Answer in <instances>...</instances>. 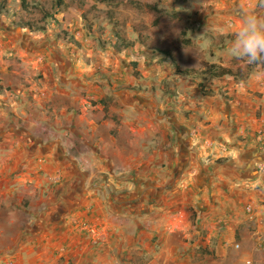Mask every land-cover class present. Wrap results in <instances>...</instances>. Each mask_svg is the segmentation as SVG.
<instances>
[{
    "label": "crops",
    "instance_id": "obj_1",
    "mask_svg": "<svg viewBox=\"0 0 264 264\" xmlns=\"http://www.w3.org/2000/svg\"><path fill=\"white\" fill-rule=\"evenodd\" d=\"M128 3L134 22L151 17L145 24L161 41L160 55L127 36L133 44L113 49L119 59L108 77L90 76L98 66H79L73 44L65 41L64 50L59 40L52 53L67 59V81L44 77L24 87L22 81L41 69L51 74L50 62L42 64L40 54L51 49L40 48L24 27L20 33L0 30V55H6L0 83L20 93L0 92V264H241L231 250L233 242L245 260L264 264V84L250 79L264 68L229 57L234 35L219 31L239 27L247 0ZM253 11L264 15L260 0ZM110 12L116 24V11ZM172 36L174 44L167 41ZM180 38L190 43L181 45ZM162 50L180 69L215 64L239 70L242 77L176 73ZM52 63L59 67L58 60ZM143 116L148 117L146 128L133 121ZM212 145L217 150L209 151ZM73 146L85 153L83 163L73 161ZM135 165L141 168L132 172ZM99 173H107L113 185L125 177L131 185L136 173L144 189L108 195L101 187L85 188L75 194L73 205H41L50 197L48 183L60 175L89 182ZM50 192L55 197L72 193L52 187ZM14 194L29 197L33 210L27 212L39 214L41 225H23L22 208L7 203ZM106 200L117 206L114 215ZM157 244L162 246L158 252L153 251ZM207 245H214L213 253L204 251Z\"/></svg>",
    "mask_w": 264,
    "mask_h": 264
},
{
    "label": "rangeland",
    "instance_id": "obj_2",
    "mask_svg": "<svg viewBox=\"0 0 264 264\" xmlns=\"http://www.w3.org/2000/svg\"><path fill=\"white\" fill-rule=\"evenodd\" d=\"M57 0H26L25 4V10L21 8V0H0V30L2 28L7 29H13L16 30L18 33L22 32V30L25 29V31L29 32V28L24 27V29L19 28L20 26L16 25L17 23L22 22H30L34 26H42L44 27V30H35L32 31V34H34L33 38H36V40L40 43V48L44 49L45 46L50 47L51 51H44L41 52V55H44V58L42 60V64L45 62H50V66H52V69L49 70V73L45 72L44 69H41L39 73H36L32 75L28 79H24L22 81V84L24 87H28L30 85H33L34 83L38 82L41 78H48L53 79V81L59 80L60 82L67 81V74H66V68L67 64H65V61L67 59H59V54H53L52 51H54V48H52V45L55 44L57 41H61L60 46L65 50L64 46L68 45L65 44V41L71 42L73 45H71L74 48V51L71 52L74 55L75 62L79 66L88 67V66H98L97 71L92 70L93 73H91L90 76L98 74L99 76H105L108 77L111 74L115 73L116 65L114 62L118 58L117 55L119 53L113 51L114 42L117 41L116 34L128 39L127 36H133L135 41H139L138 37L136 36L137 32H140V42L137 44L139 46H152L154 48L153 52L156 51V55L159 56L160 52L159 49H161L160 43L161 41L157 40L155 41L152 37V35L156 34L155 31H152L151 34H149V26L145 24V21L147 23H150L151 17L147 18V13H144L145 19H141L140 22H134L135 15L131 13L130 5L128 1L121 0L120 2H115V0H62L61 5L56 4ZM107 10H113L116 11V15L113 16V18L116 19V24H112L111 21L107 20V17L105 16ZM143 16V15H142ZM169 23L172 22V19L169 18ZM157 23H153L152 25H156ZM176 24V22H175ZM159 23L157 24V26ZM170 28L173 27V25L170 24ZM131 28L135 33L131 32ZM156 28V27H155ZM176 30V27L174 28ZM75 31H79V34H76ZM130 32L133 34H130ZM6 34V31L3 32ZM157 39V38H156ZM176 40L175 36L169 37L167 39L168 43L174 44V41ZM25 41V40H24ZM45 42V44H44ZM178 43V42H177ZM26 44V43H25ZM68 47V50L70 47ZM176 46V43H175ZM177 47V46H176ZM176 47L171 48L172 50L176 49ZM181 47V46H179ZM10 47H7V51H9ZM147 49V47H146ZM67 50V49H66ZM138 51H142L145 53V56L151 57L148 52L146 53L144 48L139 49ZM70 53V54H71ZM69 54V53H68ZM127 55V54H124ZM59 57V58H58ZM119 59V58H118ZM6 60V55L1 56L0 55V64L2 61ZM16 60H21V58H16ZM53 60H58L59 67H56L55 64L52 63ZM55 62V61H54ZM157 64L163 62L160 59L155 60ZM56 63V62H55ZM143 68V67H142ZM20 69V68H18ZM114 70L111 72V70ZM1 71V70H0ZM111 72V73H110ZM80 73V72H79ZM78 73V74H79ZM114 75V74H113ZM1 76V73H0ZM75 77H78L77 75H73ZM1 81V77H0ZM164 89L169 87V84H162ZM161 87V86H159ZM10 88V89H9ZM10 90L12 93H14L15 96H18L20 93H16V91L11 86H6L2 83H0V92H5ZM171 92L174 95H177V92H175L173 89L167 90ZM28 92V91H27ZM179 94V92H178ZM25 97L28 98V101L31 100V93L28 92ZM62 104H58V108L61 107ZM48 108V107H47ZM184 117L186 115L184 114ZM133 121H139L140 125L139 127H147L149 124L148 117H140L139 119L134 118ZM136 123V122H135ZM77 142V141H76ZM217 150L215 145H212L211 148H209V151H215ZM71 154L73 157H76L75 160H73L76 163H79V160L81 163H83V158L81 156L85 153L82 152L81 149L75 148V146L71 149ZM81 158V159H80ZM80 166V165H78ZM141 168L140 165H135V169L132 170L138 171ZM137 173V172H136ZM131 174V178L134 179L131 185L126 183V179H130V177L123 178L122 182L120 183H111L107 181V177L109 176L107 173H99V175L94 176L89 182H86L84 177H72L70 180L68 178L62 177L60 175V179L56 178L51 183H48L49 186L47 189L50 190V188H55L58 190H71L72 193L68 192V195L64 197V193H62V196H56L55 193L48 194L50 195L49 198H46V200L41 204H51L60 203L64 204L71 203L73 205L75 201V194H80L85 192V188L88 189H99V187L103 188V190H106L108 195H111L112 193H115L116 191H139L143 190V182L140 184L137 182L138 177L137 174ZM142 173V171H141ZM122 177V176H121ZM121 181V179H120ZM130 181V180H129ZM29 182H26L25 184H28ZM142 185V186H140ZM17 187V186H16ZM143 188V189H140ZM29 197L27 195H19L17 196L14 194L12 197L8 198L7 203H11L13 207H21L24 215H23V225L25 226L27 221H30V224L34 226H29L35 228L38 224H40L41 221H43L42 218H39V214L35 213H29L27 211L33 210L31 208V203L29 201ZM33 200L36 203L38 202V197L33 198ZM112 200V199H111ZM107 201L108 204H110L108 207L112 211V215H114L117 211V206L113 205L112 202ZM64 201V202H63ZM94 202V201H93ZM3 201L0 199V205L2 206ZM112 204V205H111ZM194 206L196 207V204L192 206L191 210L194 215H196V211H194ZM143 207L137 206V211H141ZM115 210V211H114ZM14 214V213H13ZM141 215V214H140ZM42 216V215H41ZM117 217L116 219H118ZM39 221V222H38ZM38 222V224H36ZM23 226V227H24ZM23 229V228H22ZM21 229V230H22ZM29 230V229H28ZM33 230V229H32ZM102 234V233H101ZM100 240L99 242H103V238H97L96 240ZM92 241V238H91ZM89 240L88 245L92 244ZM238 244V246H236ZM161 245L157 244L153 246V251H159L161 249ZM214 245H207L204 251L207 252H214L213 248ZM238 242H233L231 246V250L233 251L234 257L241 260V264L244 263L245 256L242 255L241 247ZM91 248V247H88ZM102 248V245L100 246ZM127 251V250H125ZM199 252V251H197ZM212 258V257H211ZM214 259H217L218 256H214ZM251 259V258H249ZM252 260V259H251ZM195 261V260H194ZM253 263H256L252 260ZM131 264H143V262H130ZM67 264H75V261H70ZM123 264H128V261H124Z\"/></svg>",
    "mask_w": 264,
    "mask_h": 264
},
{
    "label": "clouds",
    "instance_id": "obj_3",
    "mask_svg": "<svg viewBox=\"0 0 264 264\" xmlns=\"http://www.w3.org/2000/svg\"><path fill=\"white\" fill-rule=\"evenodd\" d=\"M248 8L242 11L238 28L231 26L221 28V34L231 33L234 40L227 49L229 57L243 60L249 65L264 64V15L254 13L257 0H247ZM264 7V0H260ZM250 79L264 84V71L256 70L250 74Z\"/></svg>",
    "mask_w": 264,
    "mask_h": 264
},
{
    "label": "trees",
    "instance_id": "obj_4",
    "mask_svg": "<svg viewBox=\"0 0 264 264\" xmlns=\"http://www.w3.org/2000/svg\"><path fill=\"white\" fill-rule=\"evenodd\" d=\"M128 1V0H127ZM25 4H26V0H21V8L25 10ZM56 4L57 5H61L62 4V0H57L56 1ZM110 10H107L106 11V14L105 16L109 18V20L112 22V15H110ZM16 25L20 26V27H27L29 28L30 31H35V30H44V27L42 26H34L33 24H31L30 22H20V23H17ZM184 34V31H181V35ZM116 38H117V41H119L118 43L116 42L115 44V48L116 49H120V48H125V47H129L133 44V41L132 40H127L123 37H118L116 35ZM140 33L138 35V40H140ZM142 42V41H141ZM190 43V40L189 39H186V38H180L179 40V44L181 45H187ZM163 54L165 55H168L171 59V62L174 66V68L176 69V73H179V74H185V75H188V76H192V77H199L201 74H207V75H212V76H215V77H224L226 79H233V78H236V77H242L241 76V72L239 70L237 71H232L231 69H228V68H225V67H222V66H218V65H215V64H211L209 66H207L205 69L203 70H198V69H195V68H183V69H180L175 60L172 58L171 54H169L168 52H165L164 50H162ZM133 66H135V63H133ZM261 66L264 68V64H261ZM136 73V72H134ZM136 75V74H135ZM201 85V84H199ZM202 87V86H201Z\"/></svg>",
    "mask_w": 264,
    "mask_h": 264
},
{
    "label": "built area",
    "instance_id": "obj_5",
    "mask_svg": "<svg viewBox=\"0 0 264 264\" xmlns=\"http://www.w3.org/2000/svg\"><path fill=\"white\" fill-rule=\"evenodd\" d=\"M236 246H238V244H236ZM245 264H255V263H253L251 259H246Z\"/></svg>",
    "mask_w": 264,
    "mask_h": 264
}]
</instances>
